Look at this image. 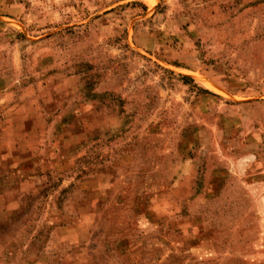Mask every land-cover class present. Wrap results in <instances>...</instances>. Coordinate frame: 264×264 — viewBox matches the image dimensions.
<instances>
[{
  "label": "rangeland",
  "instance_id": "obj_1",
  "mask_svg": "<svg viewBox=\"0 0 264 264\" xmlns=\"http://www.w3.org/2000/svg\"><path fill=\"white\" fill-rule=\"evenodd\" d=\"M0 264H264V0H0Z\"/></svg>",
  "mask_w": 264,
  "mask_h": 264
},
{
  "label": "trees",
  "instance_id": "obj_2",
  "mask_svg": "<svg viewBox=\"0 0 264 264\" xmlns=\"http://www.w3.org/2000/svg\"><path fill=\"white\" fill-rule=\"evenodd\" d=\"M181 78V80H183V81H192L190 78H188V77H180Z\"/></svg>",
  "mask_w": 264,
  "mask_h": 264
}]
</instances>
